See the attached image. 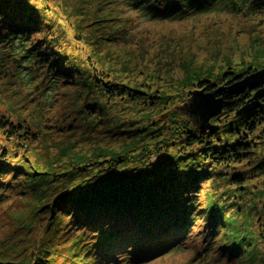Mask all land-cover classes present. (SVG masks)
Segmentation results:
<instances>
[{
	"label": "trees",
	"instance_id": "obj_1",
	"mask_svg": "<svg viewBox=\"0 0 264 264\" xmlns=\"http://www.w3.org/2000/svg\"><path fill=\"white\" fill-rule=\"evenodd\" d=\"M117 2L148 21H186L211 13L264 14V0ZM35 5L0 0V77L6 79V68L21 81V69L27 70L28 83L34 91L40 89L34 96H46L33 97L40 100L36 102L26 99L41 108L57 102L55 95L67 90L64 83H73L80 72L52 35L49 13ZM90 70L78 81L80 113L101 115L105 141L120 140V145L97 148L87 157L58 158L54 165L48 162L45 171L20 163L39 129L1 99L9 90L0 91V205L22 194L30 200L27 214L0 220V264H145L185 251L191 253L190 264H231L233 258L264 264V240L259 241L263 247H257L252 232L239 231L227 215L232 207L201 194L206 182L224 172L230 173L234 188L245 183V173L235 168L253 150L264 113L255 109L234 114L251 94L229 97L223 111L210 120L216 128L201 130L173 110L169 99L163 103L167 97L112 81L94 66ZM223 77L232 83L242 75L226 71ZM194 88L213 91L217 85L201 79ZM122 101L144 102L147 109L165 106L156 119L141 126L129 119L109 128L108 108ZM73 124H60L56 131L65 133ZM118 132L126 135L115 138ZM154 155L158 158L153 160ZM237 197L227 195L231 200L224 203L238 208L233 200Z\"/></svg>",
	"mask_w": 264,
	"mask_h": 264
},
{
	"label": "rangeland",
	"instance_id": "obj_2",
	"mask_svg": "<svg viewBox=\"0 0 264 264\" xmlns=\"http://www.w3.org/2000/svg\"><path fill=\"white\" fill-rule=\"evenodd\" d=\"M32 1L35 7L49 13L52 35L74 59L80 72L73 83H64L67 90L55 95L57 102L53 103L51 97L49 100L53 105L46 103L41 108L26 99L40 101L33 98L40 89L34 91L32 84L28 83L24 75L27 70L21 69V81L11 77L6 68L8 76L4 75L6 79L0 77V91L10 92L0 95L1 99L23 117L35 122V129H39L20 160L24 166L37 168L36 171H45L49 163L54 165L58 158L87 157L97 148L120 145V140L105 141L107 137L100 127L101 115L95 117L94 114L80 113L83 96L79 94L78 83L84 75L92 73V66L103 70L112 81L167 97L162 102L169 99L170 107L182 115L179 107L187 102L191 92L200 90L194 88L199 80L213 81L218 88L236 82L223 81L226 71L243 77L264 68V14L211 13L186 21H148L138 18L135 12L127 11L117 0H26L30 6ZM247 92L251 96L254 94L253 90ZM15 94L19 96L13 97ZM38 96L36 99H41L46 92ZM182 99L184 103L181 104ZM25 102L27 107L24 109L21 105ZM121 103L111 111L108 108L111 117L109 128L129 119L135 126H141L142 121L156 119L165 106L155 104V108L147 109L150 106L143 105L144 102L138 105L128 101ZM259 107L256 109L264 113V107ZM74 118L81 120L74 121ZM70 123H74L73 127L65 133L56 131L60 124ZM118 134L115 138L126 135L125 132ZM255 135V144L247 161L235 168L236 172L240 170L246 176L241 190L229 183L230 173L224 172L212 182H206V186L201 187V194L207 199H217L227 208L232 207L227 210L231 221L241 232L250 230L258 241L256 246L261 248L259 241L264 240V120ZM157 158V155L153 156V160ZM22 195L18 199H7L0 205V220L28 213L30 200ZM227 195H238L233 199L237 200L238 208L224 203L229 200ZM190 257L191 253L185 251L145 264H190ZM231 264L246 263L233 258Z\"/></svg>",
	"mask_w": 264,
	"mask_h": 264
},
{
	"label": "water",
	"instance_id": "obj_3",
	"mask_svg": "<svg viewBox=\"0 0 264 264\" xmlns=\"http://www.w3.org/2000/svg\"><path fill=\"white\" fill-rule=\"evenodd\" d=\"M245 90L254 91V94L235 113L244 114L258 108L264 101V68L254 73L243 76L235 83L220 86L213 91L205 89L191 92L187 102L179 107V111L189 119L191 124L198 129L212 130L210 120L218 116L224 109L227 99Z\"/></svg>",
	"mask_w": 264,
	"mask_h": 264
}]
</instances>
